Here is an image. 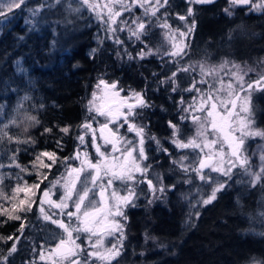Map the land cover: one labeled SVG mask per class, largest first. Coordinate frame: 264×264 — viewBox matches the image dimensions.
I'll list each match as a JSON object with an SVG mask.
<instances>
[{
    "label": "trees",
    "instance_id": "trees-1",
    "mask_svg": "<svg viewBox=\"0 0 264 264\" xmlns=\"http://www.w3.org/2000/svg\"><path fill=\"white\" fill-rule=\"evenodd\" d=\"M46 2L54 3L55 0H26L25 5L9 13L6 19L0 17V105L3 106L0 125L12 118L17 120L20 113L35 116L40 121V124L30 126L24 124L23 130L17 121L16 125H11L6 130L8 135L21 140L30 136L35 143L16 145L5 141L0 146V163L9 164V157L19 147L21 151L18 163L29 166L28 171L32 173H21L14 167L0 169L6 177L0 194L12 195V188L17 183L14 178L16 174L21 175L28 185L38 182L45 174L50 177L55 165L49 171L42 167L33 168L31 164L36 155L44 151H56L60 158L71 151L74 129L85 111L84 98L97 79H112L118 81L119 86H130L136 91L145 90V98L153 107L144 110L143 123L148 125V135L155 134L163 142L171 136L167 126L169 120L184 127V121L179 120V115H182L179 112L182 107L179 100L181 96L187 100L190 94L196 93L184 92L183 89L194 81H199L196 80V74L200 73L198 70L201 64L210 66L209 63L217 62L219 58L234 61L241 69L246 70L245 82L253 72L248 69L261 64L264 66L261 61H264V13L245 15L246 9L238 8L233 17H227L223 13V9L228 6L227 0H215L214 4L194 7L197 26L193 35L186 40L190 44L188 54L175 62L167 57L162 60L159 55L129 62L126 57L116 56L118 46L111 40L105 41L96 58L91 59L89 51L98 47L97 37H103V29L88 18L86 21V18H72L63 25L62 20L70 15L63 10L64 0L52 8H45L36 17L28 11ZM181 4V0H173L171 12L183 10ZM171 12L169 11L171 19L168 22L172 23L174 17ZM238 26H243V32ZM229 30H234L231 40L228 37ZM125 34L126 32L119 33V38L126 43L124 47L133 53L135 48L130 47ZM226 44L230 47L229 51L222 48ZM135 46L139 50L137 42ZM237 46L238 53L231 52ZM216 47L223 52L215 53ZM18 64L24 71L17 70ZM188 65L192 66V70L177 74L179 93H173L169 85L159 83L178 67ZM25 95L30 99L23 100ZM20 104L23 107L17 110ZM252 105L253 123L264 129V92L252 94ZM66 125L72 127L70 133L64 135L59 128ZM25 128L28 129L27 132ZM44 128H52L53 131L44 133ZM57 140L63 144L59 150ZM163 146L172 145L164 142ZM156 153L159 152L153 146L147 155L152 161L160 157L157 167L162 172L166 163L161 153ZM42 159L44 163H49L47 158ZM36 163L39 165V161ZM9 173L12 179L7 178ZM20 183L23 185V181ZM232 187L218 193L217 199L211 204L195 208V211L184 209H189L190 202L195 203L197 200L196 195L191 196L194 192L187 187L168 193L167 206L155 204L145 210L140 207L128 209L127 239L122 258L143 249L142 256L131 257L135 264H247L252 262L253 257L264 260V235H261L264 233V215H261L264 208L260 206V201L264 198V181L253 187L243 175L241 186ZM186 192L188 197L185 199L183 193ZM37 195L39 196V192ZM23 198L24 193H19L16 202ZM0 205L11 207L2 199ZM197 211L199 217L193 215L191 221L185 224L188 214ZM38 215V208L33 205V211L27 213V218L22 221L0 216V252L7 254L13 241L5 243V240L8 236L18 235L22 222L25 224L24 234L17 244L14 262L19 254L20 259L29 258L33 246L38 250L39 245L45 241L52 243V225L40 222ZM142 232L157 239L148 240L142 246ZM161 244L166 247H160Z\"/></svg>",
    "mask_w": 264,
    "mask_h": 264
},
{
    "label": "snow or ice",
    "instance_id": "snow-or-ice-1",
    "mask_svg": "<svg viewBox=\"0 0 264 264\" xmlns=\"http://www.w3.org/2000/svg\"><path fill=\"white\" fill-rule=\"evenodd\" d=\"M26 0H0V17L7 18L8 14L15 9H20L25 5ZM188 5L183 15H177L179 21L182 22L183 30L173 29L168 23L171 19L169 9L173 7L172 0H111L109 4L100 5L95 0H79L80 7L74 8L72 4H67V10L70 12H79L80 8H87L94 13L97 20L103 26V37H97V48L89 51V57L95 59L105 41L111 40L118 46L116 56L118 58L126 57L127 61L144 60L149 56H161L164 60L166 57L173 62L186 56L189 43L184 42L190 38L196 30L197 12L193 5L214 4L215 0H185ZM228 6L223 9V13L227 17H233L235 10L246 9L245 15L253 12L264 13V0H227ZM61 4V0H55L54 3H42L37 8H30L28 11L33 17L40 15L45 8H52ZM118 8V10H116ZM103 9H106L104 11ZM135 9H141L140 15L135 14ZM163 9V12L161 11ZM127 18H123L124 14ZM153 20L156 23H153ZM163 20V23L160 21ZM29 23V21H26ZM35 27V25H33ZM159 27L165 30L167 38L171 41L178 37V43L171 44V50L161 53L159 47L152 46V29ZM243 32V26H238ZM127 31L128 37L135 40L139 45V50L133 55L124 47L125 42L119 38V33ZM233 31L229 30V40L233 39ZM231 66L235 71L226 72L225 75L234 77L233 82L224 84L219 72ZM18 71H24L21 67H17ZM192 70V66L188 65L183 68L178 67L170 76L160 80L162 85H169L173 93H179L180 87L176 82L179 72H188ZM254 71V69H248ZM241 66L234 61L222 60L218 66L200 65L201 79L194 81L188 88L183 89L184 92H196L197 97H193L186 107H181L179 112V120L187 121L191 118L194 124L199 125L196 135L186 140L180 139L181 129L177 123L169 120L167 126L171 131V136L163 141L155 134L148 135L146 129L148 125L143 123L144 110L153 107L148 99H146V91L128 90V98L131 103H124L114 114L111 109L103 111L94 103L96 92L92 93V99L89 100L88 112L95 113L90 115L82 124L78 126L80 134L77 135V148L71 156L60 158L56 151H44L36 155L31 167H42L51 170L54 165H63L64 171L54 181L41 189L40 185L48 179L47 175H43L38 182L28 185L27 181L19 174L15 175L17 181L15 187L12 188V195L0 194V199L11 205L10 208L0 205V216H7L10 220L22 221L26 219V214L33 211V205L38 208V220L55 225L60 230L58 239L55 240L54 246L46 247L49 243L39 245V251L33 246L31 252L38 255L36 259L25 261L24 264H38V262H46V264H93L94 261L99 264H112L117 257L124 252V241L127 239L126 228L128 225L127 208H134L138 205L136 200L140 198L141 193L136 191V187L141 183H146L150 199L148 204L151 205L158 199H162L164 195L175 190L176 184H164V177L157 173L153 179H148V173L153 168L152 163H148V151H151L150 145H156V151L166 155L172 166L184 174L187 178L183 183L191 184L193 176L203 183L210 185L211 192L206 198L203 196L191 203L192 208L204 207L211 204L217 199L218 193L230 187L229 181L237 173L235 169L242 170L250 179L248 183L256 186L264 181V151L260 153L259 168L254 171L251 164V158L246 154L245 142L249 137L264 138V130H253V105L252 94L254 92H264V74H258L256 81L247 83L244 80ZM205 77H212L213 82L208 83ZM101 85L116 90L119 95L124 89H118V81H113L109 85L108 82L100 78L97 88ZM207 85L204 89L203 86ZM239 88V91L236 88ZM240 93H243L241 98ZM223 97H227L226 99ZM23 100L30 99L25 95ZM238 101L240 103L238 104ZM197 102L200 106L197 107ZM180 105H185L183 96L179 100ZM23 105L17 106V110ZM43 107V105H41ZM3 106L0 105V111ZM197 113L206 114L203 118ZM97 117H105L106 122L99 124V133L93 127V122H98ZM24 119L29 125L40 124L39 119L35 116H25ZM15 118L10 119L7 123L0 125V146L5 141L16 145L34 144L32 137L27 139H18L8 135L7 129L11 125H16ZM111 125V127H110ZM207 125V127L205 126ZM127 127L128 133H133L134 138L129 139L127 135H121L120 129ZM71 125L59 128L64 135L70 133ZM113 137L109 139L104 135V130ZM25 128V132H27ZM52 128H44V133H51ZM211 134V139H209ZM90 137L91 146L95 149L96 157L93 159L91 154L86 150ZM103 141V145L98 143ZM199 141V142H198ZM147 142V145H146ZM170 143L176 150H187L197 152V159L190 160L188 155H177L173 158V153L163 146V143ZM57 150L63 147L60 140L56 141ZM227 147V151H225ZM81 148L85 150L80 151ZM103 148V150H102ZM207 149V151H205ZM21 151L19 147L15 148L13 154L9 157L10 163L5 165L0 163V169L17 168L21 173H32L28 171L29 166H22L18 163V154ZM43 158H47L49 163H44ZM39 161V165H37ZM78 162L77 166H73ZM207 170V171H206ZM218 174V175H213ZM139 175L140 179H137ZM5 174L0 171V193L3 190V180ZM12 179L11 173L7 176ZM223 178V179H222ZM23 181V185H21ZM119 182L126 189V194L118 195L114 184ZM240 183L241 181H236ZM61 189L58 199H52L55 190ZM199 191V189H198ZM24 193V198H16L19 193ZM40 193L39 196L37 193ZM107 193V196H106ZM147 198V197H146ZM187 197H185L186 199ZM22 214L23 217H22ZM193 215L199 217V212L189 213L185 224L191 221ZM264 215V213H261ZM55 217V218H54ZM73 220L76 221L75 225ZM25 224L22 222L18 232L20 236H8V240L13 243L8 249L7 254L0 252V264H14V254L17 253V243L20 242L21 236L24 234ZM84 236L82 240L81 237ZM264 235V233H261ZM112 237L114 243L111 247H104V241ZM155 236L145 233V241L156 240ZM160 247H166L161 244ZM252 264H264V260L252 258Z\"/></svg>",
    "mask_w": 264,
    "mask_h": 264
},
{
    "label": "rangeland",
    "instance_id": "rangeland-1",
    "mask_svg": "<svg viewBox=\"0 0 264 264\" xmlns=\"http://www.w3.org/2000/svg\"><path fill=\"white\" fill-rule=\"evenodd\" d=\"M181 1H182V4L180 6H181V8L183 10L176 11L177 10L176 9L175 10L176 12L172 13L171 10H172L173 7L170 8L169 11L171 12V15L174 17V22H172V23L171 22H168V23L172 26L173 29H180L182 31L183 30L182 22L178 20L177 15L178 14L179 15L185 14L186 8L188 7V5L185 3V0H181ZM95 2L98 3V4H100V5H103V4H109V3H111V0H95ZM69 3H71L72 4V7H74V8H79L80 7L79 0H64L63 10L64 11L66 10L67 12H69L70 15L68 16L67 19L64 18L62 20V24L63 25L67 24V22H70V20L72 18H73V20L74 19L77 20V19L86 18V19H84V21H86L87 18H88L95 25L96 24L99 25V27H100L101 30L103 29L102 24L100 23L99 20L96 19L94 13L90 12L87 8H80V11L79 12H70V11L67 10V4H69ZM196 6H198V5H193V7H196ZM103 10L106 11V9H103ZM116 10H118V8ZM161 11L163 12V9ZM141 12H142L141 9H136L135 10V14L136 15H140ZM123 18H127V14L126 13L124 14V17ZM2 20H3V18H2ZM160 22L163 23V20H161ZM153 23L155 24L156 21L153 20ZM125 32H126L125 35L129 39L127 31H125ZM125 32H123V33H125ZM103 33H104V31H103ZM151 36H152V46L154 48L155 47H159L160 50H161V53L170 51L171 50V44L172 43H178L179 42V38L178 37H176V38H174L173 40L170 41L167 38L166 34H165V30L164 29H161L159 27H154L152 29ZM127 38H126V40H127ZM186 40L184 42H186ZM128 42H129V45H130L131 48L132 47L135 48V50L133 52L135 54L138 51L137 50L138 47L135 46L136 41L129 39ZM222 48H224V50L227 49L229 51V48L230 47L226 44ZM220 51H222V49H220L219 47L218 48L217 47L214 48V52L215 53L220 52ZM238 51H239V47L238 46L231 49V52H233V53H238ZM219 59L220 60H218L217 62H211V63H209V65L210 66H218L221 63L222 60H226L225 58H219ZM201 61H202V63L204 62L203 59ZM261 61L264 62L263 60H261ZM242 70H243V72H246V70L245 71H244V69H242ZM198 71L200 72V69ZM231 71H235V69H232L231 66H229V68H226L223 71L219 72V76H220V78H222V80H223V82H224L225 85H227L229 82H233L234 87H235L234 77H231L230 75H225L226 72H231ZM243 72L238 73V74H243ZM258 74H264V66H262V64L259 65V66H255L254 71L252 72L251 78H249L246 82L247 83H251L253 81H256L259 78ZM200 79H201V75H200V73H197L196 74V80H200ZM205 79L208 80V83L209 84H210V81L213 82V78L212 77H205ZM105 80L108 82L109 85L111 84V82H113L112 79H105ZM96 81H97L96 84L93 86V88L88 92V94L84 98V104H85L84 105V108H85V111H84V114H83V116H82L79 124L74 129V132H73L74 133V135H73V141H74L73 142V149L71 150L70 156L74 153V151L77 148V143L78 142L76 141V137H77V135L80 134V129L78 128V126L80 124H82L86 119H88L90 115H95L94 112L90 114L88 112V109H87L88 102H89L90 99H92V93L94 91L96 92V99L94 101L95 105L97 107H99L103 111H108L109 109H111L114 114L117 112L118 108L123 105L124 102L132 101L130 98H128V90L129 89H132L130 86H119L118 85V89L122 88L125 91H121L119 93V95H116V90H113L110 87H106L104 85H101L99 88H97L99 79H97ZM203 88L206 89L207 88V85H204ZM236 90L239 91V88H237ZM243 95H244L243 93H240L241 98H243ZM197 96H198L197 93H194L193 95L190 94V96H189V98L187 100L184 99L185 100V105H182V107H186L187 106V103L188 102H191L192 99H193V97H197ZM223 98L226 99L227 97H223ZM110 102H114V103H111L110 105H108V103H110ZM239 103H240V101H238V104ZM113 105H115V106H113ZM196 106L197 107L200 106L199 102H197V105ZM13 109H15V107ZM21 111H23V110H21ZM14 114H16V111H14ZM197 115H199L201 117V119L203 120V118H204V116L206 114H204V113H197ZM25 116H28V115H25L24 113H20L19 114V118L17 119L18 124L21 125L20 128L22 130L24 128V124L25 125L28 124V122L24 119ZM97 121L98 122H93V127L96 128V129L99 128V124H102V123H105L106 122V118L105 117H97ZM183 123H185L183 125L184 127L181 128L182 126H180V129H181L180 139L186 140L188 138L194 137L196 135V131H197V128L199 127V125L194 124L192 122L191 118H189L187 121H184ZM205 126L207 127V125H205ZM110 127H111V125H110ZM252 127H253V130H264V129H260V128L256 127L254 125V123H253ZM106 132H108L107 129L104 130V135L105 136H106ZM146 132H147V130H146ZM120 134L121 135H127V137L129 139L134 138V134L133 133H128L127 132V127L126 126L124 128H121L120 129ZM107 137L109 139H112L113 138L110 133H109V135ZM211 138H212L211 137V134H209V139H211ZM87 139L89 141V144H88V147H87L86 150L91 154V157L93 159H95V157H96L95 149L91 146L90 137H88ZM98 143H100V144L103 145V141L102 140H98ZM146 145H147V142H146ZM153 146L156 149V145L154 143H152L150 145L151 148ZM170 147H171V150L170 151L173 153V158H175L178 154L179 155H188L190 157V160H195V159L198 158L197 157V152L199 150H196V151H193L191 149H187V150H176V149L173 148V146H170ZM245 148H246V154L251 158V164L253 166V170L254 171L258 170L259 164H260L259 156H260V153L262 151H264V138H262V137H249L248 139H246ZM84 150H85L84 148H81L80 149L81 152H83ZM102 150H103V148H102ZM205 151H207V149H205ZM225 151H227V147H225ZM158 154H160V153H156V155H158ZM160 155H162L165 158V162H166V164H164L165 166L163 167V171L162 172L159 171V167H157L158 161H159V158L160 157L157 160H154V161H152V160L149 159L148 163H152L153 164V168L148 173V176H147L148 179H153V182L155 183L154 176L157 173H159V174H161L164 177V184H166V185H168V184H176L177 185L176 190L177 189H180L181 190V188L187 187V188H189V190H191L192 192H194V195H192L193 194L192 193L191 196L192 197L193 196L195 197V195H196L195 198L197 200L200 199L202 196L204 198H206L207 194H210V192H211V186L210 185H203V183L201 181H199L197 178H195V176H193V182L191 184L183 183V181L187 177L184 174L180 173L179 170L175 169L172 166L170 159L166 155H164V154H160ZM77 165H78V162H75L73 164L74 167L77 166ZM63 171H64V166L62 165L60 167V170H59L58 173H55V175H53L54 174V172H53L52 173L53 176H50V179L48 178L47 180L44 181V183L41 184L42 189L44 187H46L49 184L50 181H54L58 176H60V174ZM234 172H236L237 174L233 176L232 181H229V184L231 186L228 187V188L232 189L233 188L232 186H234V187L241 186V182L240 183H237L236 181H241V178H242L243 175L245 176L246 181L247 182L249 181L250 178L247 175H245L242 170L235 169ZM213 175L215 176V175H218V174H213ZM35 179H36V177H35ZM137 179H140L139 175L137 176ZM114 187L116 188L118 195H124V194H126V189L119 182H116L114 184ZM203 188H205V189L202 190L203 191L202 192L200 189H203ZM198 189H199V191H198ZM61 191H62L61 189L57 188L55 190V194L53 195L52 199H54V200L55 199H58L59 195L61 194ZM136 191L138 193H141L140 198L136 200V204L138 205L137 207L138 208L140 207L141 209L145 210L147 207H150V206L155 205V204H159L161 206H167L166 197H167L168 193H171L174 190L167 192L162 199L156 200L151 205L148 204V199H150L151 197L149 195L148 186H147L146 183L139 184L136 187ZM174 192H176V191H174ZM187 194H188L187 192L186 193H183L184 197H188ZM106 196H107V193H106ZM260 206H262L264 208V198L260 201ZM137 207H135V208H137ZM128 209H130V208H127L126 209V212H127ZM184 209H187V210H190V211H195V208H192V207H189V209L187 207H185ZM42 222H44V221H42ZM75 223H76V221L73 220V224L74 225H75ZM52 231H53L52 234H51V236L53 237L51 239L52 243L47 244L46 247L53 246L55 240L58 239V234H59L60 230L57 229L55 225H52ZM17 234H18L17 236H20V233L18 231H17ZM126 236H127V232H126ZM140 237H141V242L143 243L142 244V246H143L145 243H147L145 241V234L142 232L141 235H140ZM22 238H23V236H21L20 241H21ZM81 239L82 240L84 239V236L83 235H82ZM114 242L115 241H114V239L112 237H108L104 241V247H106V248L107 247H111V243H114ZM37 251H39V249ZM142 254H143V249L142 250L139 249V251L137 253H135V254H129L128 256H126L124 258H122V255L120 257H117L116 260H114L112 262V264H135V262L132 261V258L131 257L136 256V255L137 256H142ZM20 256L21 255L19 254V256H17V258H15L14 264H24L25 261L32 260V259H36L38 261V255H36L34 253L30 254L29 255V258H26V260L20 259ZM38 263L39 264H46V262H38ZM93 264H99V262L94 261ZM247 264H252V262L251 263H247Z\"/></svg>",
    "mask_w": 264,
    "mask_h": 264
},
{
    "label": "flooded vegetation",
    "instance_id": "flooded-vegetation-1",
    "mask_svg": "<svg viewBox=\"0 0 264 264\" xmlns=\"http://www.w3.org/2000/svg\"><path fill=\"white\" fill-rule=\"evenodd\" d=\"M116 105V104H115ZM115 105H113V106H115ZM97 133H99V128H97ZM109 135V132H106V137ZM164 147H166V148H168L169 150H171V147H167V146H164ZM72 149H73V147H72ZM71 149V150H72ZM70 154H71V151L69 152V153H67L66 155H64L63 157H65V156H70ZM62 157V158H63ZM161 157L162 158H164L162 155H161ZM164 160H165V158H164ZM166 163V162H165ZM56 167L54 168V170L52 171V172H54V174L53 175H55V173H58L59 172V170H60V167L62 166V165H55ZM52 175V173H51V175L50 176H53ZM49 179H50V177H49ZM40 187H41V189H42V186L40 185Z\"/></svg>",
    "mask_w": 264,
    "mask_h": 264
},
{
    "label": "water",
    "instance_id": "water-1",
    "mask_svg": "<svg viewBox=\"0 0 264 264\" xmlns=\"http://www.w3.org/2000/svg\"><path fill=\"white\" fill-rule=\"evenodd\" d=\"M131 102H134V101H128V102H124V103H131ZM111 103H114V102H110V103H108V105H110ZM123 103V104H124ZM54 246V245H53Z\"/></svg>",
    "mask_w": 264,
    "mask_h": 264
}]
</instances>
